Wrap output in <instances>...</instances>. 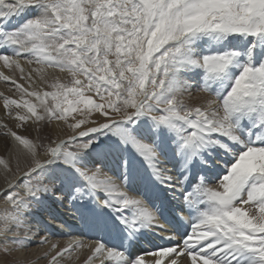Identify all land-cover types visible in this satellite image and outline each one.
<instances>
[{"label":"snow or ice","instance_id":"6c2138e0","mask_svg":"<svg viewBox=\"0 0 264 264\" xmlns=\"http://www.w3.org/2000/svg\"><path fill=\"white\" fill-rule=\"evenodd\" d=\"M0 80V264H264V0H0Z\"/></svg>","mask_w":264,"mask_h":264},{"label":"bare ground","instance_id":"6f19581e","mask_svg":"<svg viewBox=\"0 0 264 264\" xmlns=\"http://www.w3.org/2000/svg\"><path fill=\"white\" fill-rule=\"evenodd\" d=\"M6 74H7V72H6ZM8 89H9V86L6 85L4 81L0 80V93H3L4 95H11L12 93H11ZM14 98H18V97H14ZM195 99H197V98H195ZM0 105H2V101H0ZM1 121H5V120H4V110H3L2 106H1V108H0V122H1ZM6 122H7V121H6ZM10 126H11V125H10ZM57 131H59V130H57ZM0 154L5 155L7 158L10 159V161H11V163H12V165H13V170L15 171L16 160H15L14 154H10V153H8V152L5 151L4 144H3V137H0ZM20 167H21L22 169L25 167L24 161H23L22 159H21V161H20ZM6 175L10 177L11 174L6 173V172L4 171V169H3V167L0 166V189H2L3 187L7 186L6 181H5V176H6ZM17 176H19V173H17ZM39 215H40L39 212H37V216H39ZM67 218L69 219V222H70V223L75 224L74 221H71L70 214H69V216H68ZM58 237H61V239H60V238L57 239V241L59 240L58 243H59L61 246L65 245V244L68 242V240L70 239V237H67V236H60V235H57V236H55V237H53V238H58ZM53 238H52V239H53ZM84 242H85V243H88V242H90V241H89L87 238H84ZM30 248H31V249H35V247H30ZM82 250H83V249H80V250H78V251L75 252V253H76V254H78V253L80 254ZM22 251H23V249L20 250L18 253H19L20 255H22V254H23ZM31 259H32V258H31ZM28 261H30V259H29V260H26V261H19V262H20V264H31V263L28 262ZM95 264H99V260H97V261L95 262Z\"/></svg>","mask_w":264,"mask_h":264},{"label":"rangeland","instance_id":"374dc122","mask_svg":"<svg viewBox=\"0 0 264 264\" xmlns=\"http://www.w3.org/2000/svg\"><path fill=\"white\" fill-rule=\"evenodd\" d=\"M190 104L196 105L198 103H200V101L198 99H195V97H193L192 99L187 101ZM2 105H0L1 108ZM1 122H6V121H1ZM7 186L3 187L2 189H0V191H3ZM6 205L4 204L3 201H0V208L5 207ZM51 237L52 242H58L57 239H61V237L58 238H53ZM50 245H33L32 247H35V249H23V254L20 255L18 252L14 253V257L18 260V261H26L29 260L28 262H30L31 264H48V260L45 259L43 257V253L49 248ZM87 255V250L83 249L81 251V253L76 254L73 253V259L70 261V264H83V260L86 258ZM76 257H79L78 259H76ZM32 258V259H31Z\"/></svg>","mask_w":264,"mask_h":264}]
</instances>
